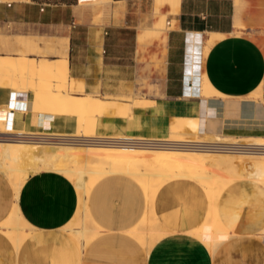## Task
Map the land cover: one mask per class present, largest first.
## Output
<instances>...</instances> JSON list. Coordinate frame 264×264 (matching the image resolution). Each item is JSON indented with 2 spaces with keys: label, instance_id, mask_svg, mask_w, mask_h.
Listing matches in <instances>:
<instances>
[{
  "label": "crops",
  "instance_id": "1",
  "mask_svg": "<svg viewBox=\"0 0 264 264\" xmlns=\"http://www.w3.org/2000/svg\"><path fill=\"white\" fill-rule=\"evenodd\" d=\"M112 2L115 10L108 19L94 24L92 16L78 13L75 0H0V57L35 61L33 53L20 55V48L44 53L49 49L56 58L39 60H66L67 86L75 94L129 97L135 80L129 68L137 67L141 77L146 42L135 27L126 24L138 12L141 15L135 6H141L143 0ZM153 5L169 13L168 25L174 23L168 33L164 30L166 42L153 59L159 93L140 99L153 106L133 108V103L96 98L106 107L93 118L92 137L163 139L168 137L172 121L189 116L194 105L199 106L203 133L235 138L264 135V103L252 96L264 83V53L253 37L264 18V0H153ZM51 29L54 34H48ZM131 29L132 45L125 40L118 43L116 31ZM141 32L158 34L162 30ZM197 34L201 35L198 71L210 86L209 100L201 99L200 89L197 95L186 94L190 91L187 72L196 63L190 58L187 39ZM209 34L223 38L207 51L203 45ZM18 39L31 44L22 47ZM36 39H42L37 49ZM116 69L120 78H109ZM24 96H30V91L23 94L0 86V108L13 99L21 103ZM12 123L14 130L22 131L24 117ZM42 131L70 132L65 125H44ZM14 192L0 173V225L16 208L24 222L16 231L22 234L20 244L0 228V264H264V241L258 238L264 232V186L249 179L226 187L215 205L226 231L215 252L191 235L204 223L210 202L204 189L188 179L171 180L156 192L152 213L165 236L148 249L131 235L140 228L148 206L143 189L129 176L107 175L90 190L87 212L100 234L85 248L67 231L77 215L79 197L65 176L37 172L25 179L17 196Z\"/></svg>",
  "mask_w": 264,
  "mask_h": 264
},
{
  "label": "bare ground",
  "instance_id": "2",
  "mask_svg": "<svg viewBox=\"0 0 264 264\" xmlns=\"http://www.w3.org/2000/svg\"><path fill=\"white\" fill-rule=\"evenodd\" d=\"M109 2H112V0L94 2L88 5H98ZM221 38H223V36L209 34V40L203 45L204 49L208 51L210 46ZM23 68H27L35 74L49 75L54 82L53 86H55V90H53L54 88H52L50 82L51 86L49 87H43L44 85H41V82L40 84L37 83L32 85L33 87L26 91V93L30 91V96L24 97L25 101L28 99L30 103L32 101L29 100L30 98H35L38 101V99L41 100L43 97L46 100L44 104H50L49 113L47 114L44 112L47 114V120L40 125H24L22 131L7 130L5 127L9 125L6 124V126L0 130V135L13 133L41 134L44 125L47 127L49 125H65L71 132L67 134L71 136L92 137L93 125H95L93 118L100 113L103 107H106V104L99 99H94L87 95L78 97L68 93L67 82L69 70L67 61L63 59L58 61H47L43 59L39 60L37 64L34 63V60H28L23 57H0V84H2L3 77L8 73L19 69L22 70ZM47 78L48 77L45 79L47 81L44 82L48 83L49 80ZM5 79L7 78L5 77ZM202 84L200 97L203 100H209L211 97L210 86L205 81H203ZM261 94L260 89L252 93L253 99L261 98ZM21 103H24V101H21ZM27 103L29 104V102ZM151 106H153V103L145 100H134L133 102V108L143 109ZM46 111L48 112V110ZM125 112L126 111L121 112L122 117H125ZM21 114H18V116ZM198 115L199 106L194 105L193 109L189 112V116L175 118L172 121L175 125H171L168 137L163 138V140L168 142L185 141L186 139H182L181 137L184 135L187 136L186 134L191 132L193 134L190 135L193 136L192 140L194 141H234L235 139H239L244 143L264 146V135L235 138L226 135L214 136L203 133L200 130L203 119ZM4 120L5 119L2 121ZM30 123H32V121ZM79 132H81V134ZM3 139H0V173L7 177L16 196L26 179L27 171L23 168L24 165L22 162H20L23 160H35L37 163L41 161L43 164L45 163V167H42V165L40 166L42 171L58 172L73 183L80 195L81 211L77 212L75 218L76 222L73 223L74 226L71 224L67 231L74 241L82 248H85L98 234H100L88 215L87 199L92 187L107 175L123 174L129 176L143 189L146 195L148 209L141 221L140 228L131 232V235L136 239L138 244L146 249L151 248L165 236V233L161 232L162 229L160 231L161 227L152 213V204L156 192L165 183L182 178L194 181L204 189L210 202V211L202 226L192 232L191 235L195 239L202 241L212 252H215V250L219 248L218 246L224 242L226 237V231L219 223L215 212V205L223 190L231 184L243 179H249L250 181L252 180L264 186V155H257L255 153L231 155L168 148L144 150L125 147L106 148L95 145L85 147L50 146L42 143L14 142ZM15 159L21 163V168L19 166V168L14 166L17 161H15ZM75 161H82V163L86 161L89 167L86 163L85 167L83 166L85 169L80 166L81 164L76 165L78 163L70 165V163L74 164ZM32 164L34 165V162ZM39 164H36V167L37 165L39 166ZM46 164L49 165L46 167ZM247 165L250 167V171L248 170L249 172L245 169ZM13 166L14 168H12ZM24 167H26V165ZM1 225L0 228H2L16 244L22 243V234H16V231L23 227L24 222L20 218L17 208L10 215L6 223ZM262 235L264 239V232Z\"/></svg>",
  "mask_w": 264,
  "mask_h": 264
},
{
  "label": "rangeland",
  "instance_id": "3",
  "mask_svg": "<svg viewBox=\"0 0 264 264\" xmlns=\"http://www.w3.org/2000/svg\"><path fill=\"white\" fill-rule=\"evenodd\" d=\"M75 6H76V10L78 11V13L80 15L92 16V23H94V24H103L104 19H108V17L111 15L113 10H115L113 2H109V3H105V4H98V5H77L75 3ZM165 6H166V3L164 2L163 7H165ZM135 9L137 11H141V15L138 12L134 18H132L130 20L128 19V23L126 25L129 27H135L138 31V34L140 33V35L143 36V40H145V42H146L145 51H144L145 63L141 66V70H143L141 77H139L137 67L132 66L131 68H129V70L131 71V76L135 77V80L132 81L131 95L129 97H108V96H101L100 94L93 95V94L88 93V95H90L91 97H94V99H96V98L104 99V100L109 99V100H114V101H117L120 103H133L134 100L151 99V96L158 95V93H159V88L157 86L158 84L156 82V80L158 79L159 76H158V73L155 69V62L153 59L155 58V55L158 53L159 46H161V43L166 42V33H164V30H165V32L168 33L171 29L174 28V23L171 21L169 25L167 24L168 21H170V20H168L169 13L164 9H155V7L153 5V0H143V2L141 3V6L136 5ZM114 14H115V20L117 21L118 20V18H117L118 13L115 11ZM160 21H163L164 24L158 25ZM240 27H242V26H240ZM151 28H155L157 30H162V32H160L158 34H154L152 32H149V33L141 32L143 29H151ZM116 32L117 33L115 34V37H116V40H119L118 43L122 44L123 40H125V41H127V44L129 43V45L130 44L132 45L134 30L131 29V30H126V31H116ZM67 33H68V31H67ZM48 34H54V31L51 29L50 33H48ZM253 37L257 41V43L259 44L260 48L262 49V51L264 53V18H263L261 25L258 28H256L255 31H253ZM200 39H201V35H198V34L197 35H190L187 39L190 58L195 59V62H196L193 66H191V68L188 69V72H187V81H190V84H189L190 91L186 92L187 95H197V90L200 89V92H201L202 85H203L202 83H203L204 77L201 78L199 75V71H198V67H199L198 62H199V58H200L199 56L201 55V53L199 51ZM41 40L42 39H36L35 40L34 47L36 49L38 48V46H37L38 41H41ZM18 42H19L20 46H22V47H28L31 44L26 39H18ZM42 42H45V41H42ZM19 53L22 56L26 55L27 53H33L35 55L34 63H37V64L39 63L40 58H45L47 60H53L56 58L51 53V51L49 49L47 52L44 53L43 50L38 52L34 49H31L30 52H27L26 48H20ZM194 55H196L195 58H194ZM113 73L109 74L108 77L111 79L114 78L116 80L120 78V71L119 70L116 69ZM5 77L7 79H5ZM5 77H3L2 82H1L2 84H0V86H7L10 88H12L14 86L13 91L18 92V93L22 92L23 94H25L28 89L33 87L32 85L37 84V83L40 84L41 82H42L41 85H44L43 87H49V86H51V84H52V88L55 87V86H53L54 82L52 81V78L49 77V75L35 74V73H33V71H30L27 68L26 69L23 68L22 70L19 69V70L11 71ZM43 77H44V79H43ZM46 77H48L47 78L49 80L48 83L44 82V81H47V80H45ZM200 79H201V83H200ZM53 90H55V88ZM67 90H68V93L72 96H84L87 94L84 92H77L78 94H75L76 92H74L73 90H70L68 88H67ZM261 91H262V97L259 99H256V100L260 101L261 103H264V83L262 84ZM24 97H23V100H21L22 102L24 101V103H16L15 99H13V101L11 102V104L9 106H4V107L0 108V130L3 129V127L6 126V124L9 125V126H7L8 129L14 130L12 122L14 119H17V118L20 119L21 116L24 117V125H30V124L40 125V124L45 123V121L47 120L46 115L49 113V110H50V104L49 103L44 104L46 102V100L43 97H42L43 100L40 97L41 100L38 99V101L35 98H30L29 100H32L31 103H30V101H28V99H27V101H25ZM25 102L26 103L29 102V104L28 103L26 104ZM15 108L18 110H16ZM46 110H48V112ZM44 112L47 114H45ZM18 114H21V115H19L20 117L18 116ZM3 119H5V120L2 121ZM31 121H32V123H30ZM37 121H40V122H37ZM171 125H175V123H171ZM176 125H182V124H176ZM79 133L81 134V132H79ZM190 134H193V133L188 132L186 134L187 136L184 135L181 138L182 139H193L192 138L193 136ZM96 135H98V134L96 133ZM0 137L2 139L5 138L3 135H0ZM16 160L17 159H15V161ZM15 161H14V163H15ZM12 162H13V160H12ZM20 162H22V164L24 166L26 165V167L23 166V168L26 169V171H27L26 172V178L31 174L45 171V170L42 171V168L40 167L41 165H42V167H45V163L43 164L41 161H38V163L35 160L34 161L33 160H25L24 161L23 160ZM20 162L17 160L14 166H16V168H19V167L21 168L22 166H20V164H21ZM33 162H34V165L32 164ZM39 162H40V164H39ZM48 162H50V161H48ZM51 162H53V161H51ZM76 163H78V164H76ZM85 163L87 164L86 161H83V163H82V161H80V162L75 161L74 164L70 163V165H75V164L80 165L81 164L80 166L85 167ZM36 164H39V166L37 165V167H36ZM48 165L49 164H46V167ZM14 166L12 168H14ZM80 166H78V167H80ZM87 166H88V164H87ZM82 167H80V168H82ZM84 167H83V169H85ZM9 168H11V167H9ZM245 169L247 172L250 171V167L248 165L246 166ZM6 179H7V177H6ZM77 193H78V191H77ZM78 197H80L79 193H78ZM80 203H81V201L79 198L78 212L81 211ZM75 222L76 221L74 219V221L72 222L73 226H74L73 223H75ZM258 238H261L262 240H264L263 236H260ZM87 251H89V250L87 249L85 252H87Z\"/></svg>",
  "mask_w": 264,
  "mask_h": 264
},
{
  "label": "built area",
  "instance_id": "4",
  "mask_svg": "<svg viewBox=\"0 0 264 264\" xmlns=\"http://www.w3.org/2000/svg\"><path fill=\"white\" fill-rule=\"evenodd\" d=\"M75 1L77 5H88L94 2H101L108 0H75ZM5 128L8 130L7 126ZM3 136H5L4 139L14 142L42 143L50 146L85 147L89 145H95L106 148L125 147V148H137L144 150L168 148V149H176V150L205 151L216 154L239 155V154L255 153L257 155H264V146H257L249 143H244L239 139H235L234 141H230V140L229 141H194L192 139H186L185 141H181V142L179 141L168 142V141H164L163 139L131 137L124 135H110V136H100V137L71 136L69 134L55 133L52 131L42 132L41 134L13 133Z\"/></svg>",
  "mask_w": 264,
  "mask_h": 264
}]
</instances>
